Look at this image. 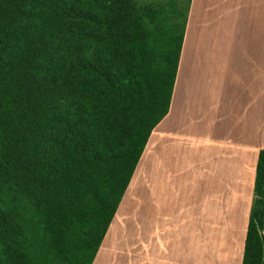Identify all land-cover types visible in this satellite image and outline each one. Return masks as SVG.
<instances>
[{
    "label": "trees",
    "instance_id": "1",
    "mask_svg": "<svg viewBox=\"0 0 264 264\" xmlns=\"http://www.w3.org/2000/svg\"><path fill=\"white\" fill-rule=\"evenodd\" d=\"M181 0H0V264H91L167 113ZM264 149L253 191L264 198ZM250 216L241 264H261Z\"/></svg>",
    "mask_w": 264,
    "mask_h": 264
},
{
    "label": "crops",
    "instance_id": "2",
    "mask_svg": "<svg viewBox=\"0 0 264 264\" xmlns=\"http://www.w3.org/2000/svg\"><path fill=\"white\" fill-rule=\"evenodd\" d=\"M199 3L189 2L169 109L151 129L131 176L144 160L136 188L149 163L148 228L139 220L132 264H241L250 216L264 264V198L253 191L264 149V0L244 4L236 51L245 64H237L229 87H188L189 76L181 80L185 59L200 61V45L209 43L199 16L216 6Z\"/></svg>",
    "mask_w": 264,
    "mask_h": 264
},
{
    "label": "rangeland",
    "instance_id": "3",
    "mask_svg": "<svg viewBox=\"0 0 264 264\" xmlns=\"http://www.w3.org/2000/svg\"><path fill=\"white\" fill-rule=\"evenodd\" d=\"M181 1L184 4L188 3V0ZM207 1L216 6V9L206 13L200 12L199 20L203 21L200 23V29L204 38H209V43L200 45L202 53L200 61L185 59L180 77L182 80L189 76L188 87H229L233 78L232 72L237 64L241 68L245 64L244 59H239V53L236 50L238 48L239 51L241 46L236 41L240 35L238 31L241 28L240 23H244V17L248 13L244 4L252 0H200L198 7H202L203 2L207 5ZM144 162L142 160L138 165L134 179L132 178L129 182L124 198L119 202L117 212L99 246L102 252L96 258L95 264H132L135 260L134 245L139 243V232H137L139 220L143 221L145 230L146 227L148 228L150 213L147 191L148 162L146 173H142L141 178L138 179V186L135 188V179L142 172Z\"/></svg>",
    "mask_w": 264,
    "mask_h": 264
}]
</instances>
